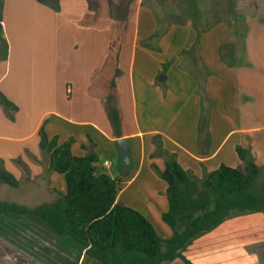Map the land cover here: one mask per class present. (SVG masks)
<instances>
[{
	"label": "crops",
	"instance_id": "0c3cea01",
	"mask_svg": "<svg viewBox=\"0 0 264 264\" xmlns=\"http://www.w3.org/2000/svg\"><path fill=\"white\" fill-rule=\"evenodd\" d=\"M58 5L56 10L39 0H4L1 35L8 48L0 59V94L17 111L11 118L0 103V163L19 185L0 184L6 196L0 201L36 207L66 193L64 175L49 169L40 147L43 124L50 138L72 140L74 155L96 153L98 173L118 180V200L146 216L164 239L173 231L163 219L169 210L167 183L160 176L165 158L151 156L157 135L198 178L222 164L243 169L238 146L264 167V18L247 19L254 23L237 65H227L220 55V47L233 39L228 21L201 34V62L211 75L200 91L180 67L181 52L197 38L191 20L170 25L156 38L158 16L143 0H58ZM109 95L119 112V132L106 108ZM203 114L210 138L200 144ZM120 138L128 141L127 166L116 146ZM254 184L264 190V180ZM262 245L264 212H255L224 221L183 255L193 264H264ZM0 264L95 263L82 244L42 218L5 213ZM167 264L186 263L177 258Z\"/></svg>",
	"mask_w": 264,
	"mask_h": 264
},
{
	"label": "trees",
	"instance_id": "16d2710c",
	"mask_svg": "<svg viewBox=\"0 0 264 264\" xmlns=\"http://www.w3.org/2000/svg\"><path fill=\"white\" fill-rule=\"evenodd\" d=\"M58 10V0H39ZM4 0H0V22L3 17ZM185 0L183 9L186 18L169 22L165 26L158 18V38L172 24H186L189 20L197 31L195 43L181 52L184 57L180 67L191 74L204 90L206 78L211 72L201 62L200 36L220 22L216 20L206 27L197 21L203 13ZM231 27V24L229 22ZM232 28V27H231ZM248 26L236 31L230 42L220 47L221 58L227 65L242 62ZM1 60L7 57V41L1 35ZM233 34V32H232ZM174 62L163 65L164 71ZM0 103L8 111H17V106L0 95ZM108 115L116 132H119L120 116L113 95L106 101ZM203 111L206 109L203 107ZM208 120L202 115L199 124L200 144L209 141ZM40 147L47 155L49 169L64 175L66 193L51 203L28 207L10 201H0V216L5 213L35 215L48 222L61 236H70L86 249V255L95 264H167L181 258L193 264L184 255V250L197 238L212 231L224 221L239 215L264 212V190L254 188L255 179L262 169L255 163L249 150L238 146L236 152L245 163L243 169L222 164L219 168L205 172L198 178L192 171L184 169L176 154L163 148L157 135L154 139L157 150L151 156H163L165 168L160 176L167 183L169 210L163 219L172 228V235L162 239L152 222L138 210L118 200V180L106 173H98V155L94 152L76 156L72 152V140L59 142L58 136L49 137L44 124L39 131ZM86 148V146H84ZM0 184L18 187V179L0 163ZM264 249V245L261 246Z\"/></svg>",
	"mask_w": 264,
	"mask_h": 264
},
{
	"label": "rangeland",
	"instance_id": "374dc122",
	"mask_svg": "<svg viewBox=\"0 0 264 264\" xmlns=\"http://www.w3.org/2000/svg\"><path fill=\"white\" fill-rule=\"evenodd\" d=\"M144 3L150 5L155 11L163 24L175 22L185 19L184 14L185 0H143ZM191 4L203 13L197 24L199 27H206L209 23L216 20H226L230 22L233 35L240 30L242 32L246 25L248 32L254 21L249 25L247 19L249 17L258 16L264 18V0H191ZM194 7V8H195ZM3 55V47L0 49V57ZM264 180V167L262 173L255 179ZM256 188V184L253 185ZM6 198L5 194L0 193V199ZM159 234V233H158ZM162 237V235L159 234Z\"/></svg>",
	"mask_w": 264,
	"mask_h": 264
},
{
	"label": "water",
	"instance_id": "95a60500",
	"mask_svg": "<svg viewBox=\"0 0 264 264\" xmlns=\"http://www.w3.org/2000/svg\"><path fill=\"white\" fill-rule=\"evenodd\" d=\"M1 29H2V22H0V31ZM162 78H165V76L163 75ZM116 146L121 156L122 165L127 166L130 163L128 141L126 139L120 138L116 141Z\"/></svg>",
	"mask_w": 264,
	"mask_h": 264
}]
</instances>
